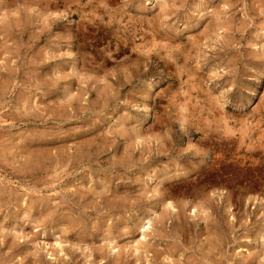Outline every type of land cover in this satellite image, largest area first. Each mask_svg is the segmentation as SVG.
Returning a JSON list of instances; mask_svg holds the SVG:
<instances>
[{
  "label": "rangeland",
  "instance_id": "rangeland-1",
  "mask_svg": "<svg viewBox=\"0 0 264 264\" xmlns=\"http://www.w3.org/2000/svg\"><path fill=\"white\" fill-rule=\"evenodd\" d=\"M0 264H264V0H0Z\"/></svg>",
  "mask_w": 264,
  "mask_h": 264
},
{
  "label": "bare ground",
  "instance_id": "bare-ground-1",
  "mask_svg": "<svg viewBox=\"0 0 264 264\" xmlns=\"http://www.w3.org/2000/svg\"><path fill=\"white\" fill-rule=\"evenodd\" d=\"M151 48V47H150ZM142 60V59H141ZM180 102V101H179Z\"/></svg>",
  "mask_w": 264,
  "mask_h": 264
}]
</instances>
